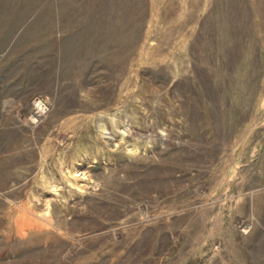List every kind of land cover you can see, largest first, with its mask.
Instances as JSON below:
<instances>
[{"label": "rangeland", "instance_id": "obj_1", "mask_svg": "<svg viewBox=\"0 0 264 264\" xmlns=\"http://www.w3.org/2000/svg\"><path fill=\"white\" fill-rule=\"evenodd\" d=\"M0 264H264V0H0Z\"/></svg>", "mask_w": 264, "mask_h": 264}, {"label": "bare ground", "instance_id": "obj_2", "mask_svg": "<svg viewBox=\"0 0 264 264\" xmlns=\"http://www.w3.org/2000/svg\"><path fill=\"white\" fill-rule=\"evenodd\" d=\"M40 110H41V108H42V104L39 102V103H37V104H35ZM43 109V108H42ZM38 110V109H37ZM42 113V112H41Z\"/></svg>", "mask_w": 264, "mask_h": 264}]
</instances>
